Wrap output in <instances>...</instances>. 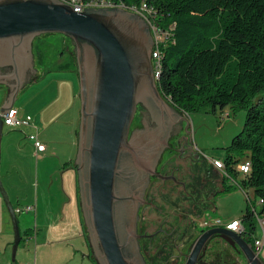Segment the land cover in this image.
<instances>
[{
    "label": "water",
    "instance_id": "95a60500",
    "mask_svg": "<svg viewBox=\"0 0 264 264\" xmlns=\"http://www.w3.org/2000/svg\"><path fill=\"white\" fill-rule=\"evenodd\" d=\"M47 33L67 37L75 58L81 104L73 166L92 257L97 264H147L138 239L139 210L164 152L187 122L159 88L152 26L121 6L78 12L63 0H0V85L9 89L0 114L38 76L35 41ZM3 127L0 115V136ZM0 194L14 223L15 253L21 233L1 176ZM215 236L232 239L248 264H264L241 233L220 226L199 234L186 264H196Z\"/></svg>",
    "mask_w": 264,
    "mask_h": 264
},
{
    "label": "trees",
    "instance_id": "16d2710c",
    "mask_svg": "<svg viewBox=\"0 0 264 264\" xmlns=\"http://www.w3.org/2000/svg\"><path fill=\"white\" fill-rule=\"evenodd\" d=\"M148 1L164 38L159 43L162 93L186 113L237 103L248 109L243 128L226 147L224 177L238 175V164L251 161L237 186L252 189L259 199L257 209L248 196L240 217L242 235L254 244L256 210L264 215V0Z\"/></svg>",
    "mask_w": 264,
    "mask_h": 264
},
{
    "label": "crops",
    "instance_id": "0c3cea01",
    "mask_svg": "<svg viewBox=\"0 0 264 264\" xmlns=\"http://www.w3.org/2000/svg\"><path fill=\"white\" fill-rule=\"evenodd\" d=\"M62 58L63 56L60 60H63ZM36 61L39 74L31 81L29 89L25 91L24 87L20 91L17 100L22 99L18 104L15 102L14 107L18 108V116L21 119L32 120L37 127L33 124L21 126L4 124L3 134L0 136L1 172L5 167L7 173L10 169L17 171L21 185H25L22 190L25 193L26 205H35V209L28 211L33 213L35 236L59 233L71 237L76 234L79 243L73 245L75 248L73 261H76L77 255L81 252L79 247H84L88 254H83V257L79 258L80 263L97 264L92 257L85 233L77 171L73 166L80 121L76 68L68 67V63L60 61L56 66L49 63L50 66L44 69L38 59ZM24 91V94H27L25 97ZM8 93V87L0 85V107ZM37 128L39 138L46 145L44 151H37L29 138V134L37 132ZM211 167L220 172L213 164ZM27 176L31 179L29 187ZM2 180L9 198L13 199L15 195L7 186L4 177ZM1 198L2 196L0 208ZM15 207L14 210L18 208ZM65 253H68L67 248Z\"/></svg>",
    "mask_w": 264,
    "mask_h": 264
},
{
    "label": "rangeland",
    "instance_id": "374dc122",
    "mask_svg": "<svg viewBox=\"0 0 264 264\" xmlns=\"http://www.w3.org/2000/svg\"><path fill=\"white\" fill-rule=\"evenodd\" d=\"M159 34L161 35L160 32ZM159 39L162 40L164 38L160 37ZM36 47L42 52L41 55L43 56L39 58L40 64L44 69L50 66L49 63H54L53 66H56L60 61H65L69 64L68 67L75 68L74 57L71 51V42L63 34L47 33L42 35L37 41ZM60 51H62V53H60ZM60 54H63V60H60ZM75 76L78 85L79 80L77 72ZM30 86L31 82L25 85V91L29 89ZM25 91L23 92V97L27 95L24 94ZM21 99H19V101L17 100L16 103L18 104ZM247 112V107L238 103L230 104L223 109L217 107L215 111L210 107H204L201 110L192 111L191 113L185 112L187 122H184L183 130L179 134L187 136L193 143L194 148L208 160L214 158L225 160L226 147L230 145L233 136L243 128ZM220 172L223 175V172ZM243 175L244 174L240 172L238 175L234 174L233 176L230 175L225 178L226 188L223 187L225 189L220 191L215 197V208H209L206 216L219 217L222 220L240 218L243 216L244 210L250 202L248 196L256 203V208L260 209L259 199H255L253 190H242L237 186V181H240ZM0 176L1 180L2 177L5 178L7 186L15 195L13 199L10 198L13 206L17 208L26 205L24 199L25 193L22 190L25 185H21L17 171L10 169L7 173L5 167L3 172H1L0 166ZM30 181V177L27 176L28 187L30 186ZM3 186L5 187L4 184ZM0 196L2 195L0 194ZM1 199L0 247L2 251H0V264H7L8 262L14 264H22L24 262H34L35 264H81L79 260L83 257V254H88V250L84 247H79L81 252L77 255L76 261H73L75 257V248L73 245L79 243L75 237L76 234L71 237L59 233H51L49 236H35L32 212L17 214L21 239L14 253V243L16 240L15 227L7 204L3 197ZM254 222L256 224L255 235L259 236L261 235V225L258 217H256ZM218 243L220 242L218 241ZM224 247H226V249H222ZM66 248L68 249L67 254L65 253ZM215 248L220 250L217 253L218 259L215 257L216 262H220L219 255L223 251H231L232 247L226 243L225 240H221L220 246ZM260 255L264 258V248L260 252ZM244 259L245 258H243V260ZM228 262L229 263L226 264H237L231 260Z\"/></svg>",
    "mask_w": 264,
    "mask_h": 264
},
{
    "label": "flooded vegetation",
    "instance_id": "af4514ba",
    "mask_svg": "<svg viewBox=\"0 0 264 264\" xmlns=\"http://www.w3.org/2000/svg\"><path fill=\"white\" fill-rule=\"evenodd\" d=\"M182 135L172 138L150 178L139 210L138 239L147 264H186L199 234L217 227L205 224L213 218L206 213L224 189L225 177L213 170L211 160ZM220 239L232 248L229 252L222 250L220 262H216L220 250L215 247L220 246ZM242 257L227 237L215 236L206 244L196 264H226L230 260L246 264Z\"/></svg>",
    "mask_w": 264,
    "mask_h": 264
},
{
    "label": "built area",
    "instance_id": "2783aa9c",
    "mask_svg": "<svg viewBox=\"0 0 264 264\" xmlns=\"http://www.w3.org/2000/svg\"><path fill=\"white\" fill-rule=\"evenodd\" d=\"M63 1L71 5L74 8V10L78 12H81L86 7H90V6H121L142 14L150 22L156 38V45L153 52V60L156 70V76L157 78L160 76L161 58H160L159 43L163 39L160 40L159 38L160 37L163 38L162 30H161L162 28L160 27L156 19L157 10L152 6V4L149 3L148 0H140L138 3H127L125 0H63ZM159 32L161 33V35L159 34ZM0 115L3 116L4 124L10 126H21L28 124H33L34 126H36V124L32 120L21 119L18 116V108L16 107H12L8 113L0 114ZM29 138L33 142L37 151H44L46 149L45 143L39 138L38 128H37V132L29 134ZM211 162L217 169L223 172V175L227 174L226 164L224 160L220 158H214L211 160ZM237 168L239 172L246 174L251 169V161L249 159H245L244 161L238 164ZM31 209H35L34 204L26 205L24 207H18L15 210V212L16 213H22L25 211L28 212ZM256 215L261 225V235L255 236L253 247L255 251L260 254V252L264 248V215H259L257 210H256ZM205 224H209L211 226H224L228 229H233L241 234L245 228L240 218L232 219V220H222L219 217H213V218H209V220ZM233 225H235V227H232ZM0 251H2L1 247H0ZM7 264H14V263L8 262ZM22 264H35V263L24 262ZM246 264H248L247 261Z\"/></svg>",
    "mask_w": 264,
    "mask_h": 264
},
{
    "label": "snow or ice",
    "instance_id": "6c2138e0",
    "mask_svg": "<svg viewBox=\"0 0 264 264\" xmlns=\"http://www.w3.org/2000/svg\"><path fill=\"white\" fill-rule=\"evenodd\" d=\"M232 227H235V225H233Z\"/></svg>",
    "mask_w": 264,
    "mask_h": 264
}]
</instances>
